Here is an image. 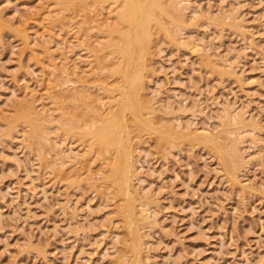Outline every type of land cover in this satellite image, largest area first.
<instances>
[{
	"label": "rangeland",
	"instance_id": "1",
	"mask_svg": "<svg viewBox=\"0 0 264 264\" xmlns=\"http://www.w3.org/2000/svg\"><path fill=\"white\" fill-rule=\"evenodd\" d=\"M155 2L125 196L132 30L110 2L0 0V264H264V0Z\"/></svg>",
	"mask_w": 264,
	"mask_h": 264
},
{
	"label": "bare ground",
	"instance_id": "2",
	"mask_svg": "<svg viewBox=\"0 0 264 264\" xmlns=\"http://www.w3.org/2000/svg\"><path fill=\"white\" fill-rule=\"evenodd\" d=\"M97 0H92V5H94L95 6V4L97 3L98 4V2H110L111 3V5H113V10L111 11L114 15H113V18L115 19V21H114V19H112L115 23H113V25L111 24L110 26H111V30H110V28H109V31L111 32L112 31V29H115V31H114V33L116 32L117 33V37L116 38H119L120 37V34H121V32H123L122 30H123V28L126 26H129V27H127L126 29H130V30H132V31H127V32H131V34L132 35H129V33H125L126 34V36H125V41L127 42H125L126 44H127V50H126V52L128 53V55L130 56V57H127L126 58V56H125V50L123 51V54H124V56H125V58H123V55L121 54V56L122 57H120L121 59L123 58V59H126V60H124V62L122 63L121 62V64H122V66H120V68H118V70H117V74H118V76H120V78L122 79V81H123V83L122 84H124V85H127L126 87H127V89L126 88H124V93L126 92H128L129 94H127V101L124 103V101H122L123 102V104H121L120 103V109L119 110H116L115 112L116 113H118V111H119V114H116V115H118V117L116 116V115H114V113L112 114V115H114V116H116L117 117V119H118V122L117 121H114L113 120V118H115V117H113V116H110L109 118H107V119H109V120H106V121H110V122H108L109 124H111V123H113V121L114 122H116L117 124H114V125H112V126H114V128H115V130H116V133H115V131H114V128L112 129L113 131H112V133H111V137H112V139H110L109 137H108V139H107V137H106V140H105V142L107 143V144H116V146L117 147H115V151L117 152V154H114V155H116V158H114L115 160H114V162H112V165H113V167H114V169H115V173H116V176H117V180H116V182H118V185L120 186V191H121V189H122V191L125 193V196L127 195V196H129V193L131 192H129V181H130V179L128 180V176H129V174L131 173L130 171V166H132L131 165V161H130V165H129V161H128V157H129V153H128V149H127V147H126V143L123 141V139H122V136H123V133H124V131H125V129H126V125H125V121L123 120L124 119V113L120 116V112H121V109H123L124 111L125 110H131L130 112L132 113V109H134V112H135V108H136V105H135V100H134V98H135V94H136V85H135V82H136V75H137V69H136V67L134 68V66H132L131 64L132 63H130L129 65H130V67L128 66V65H126V64H128L129 62H130V60H132L131 62H133L134 61V59H139L140 58V56L142 55V52H140L141 53V55L139 54V53H136V50H137V52H138V50L141 48V50L143 49L144 50V47L142 48V43L141 42H143L144 40H146V31H147V29H148V26L150 25V23H151V18L153 17V8H155V6H156V0H98L97 2H96ZM91 5V6H92ZM173 5V4H172ZM174 9V8H173ZM176 10V9H175ZM178 11V10H177ZM155 13H156V11H155ZM178 13V12H177ZM180 13V12H179ZM178 13V14H179ZM182 13V12H181ZM111 21V20H110ZM109 25V24H108ZM151 26V25H150ZM128 29V30H129ZM113 31H112V33H113ZM138 32V33H137ZM111 33V34H112ZM135 33H136V37L134 36L135 35ZM139 33H142V37H144L145 39L143 40V38H140L141 36H140V34ZM109 34V33H108ZM134 34V35H133ZM137 34H139V35H137ZM121 36H122V34H121ZM129 36H132V37H134V39L132 38V37H130L129 38ZM138 36V37H137ZM111 38V37H110ZM120 39V38H119ZM118 39V40H119ZM114 40H116V39H114ZM120 40H122V39H120ZM133 40H135L136 41V45L135 44H133V42L135 43V41H133ZM123 41H124V39H123ZM133 41V42H132ZM108 42V41H107ZM131 42H132V44H133V46L135 45V46H137V45H140L141 47H136L137 49H135V47H133V46H131ZM113 43V42H112ZM141 43V44H140ZM129 44V45H128ZM106 45V44H105ZM108 45V44H107ZM143 45L145 46V44L143 43ZM125 47H126V45H125ZM191 49V48H190ZM114 50V49H113ZM192 51H194V52H196L197 51V49L195 50L194 48H193V50ZM120 53V52H119ZM136 53V54H135ZM134 54H135V56H134ZM130 59L129 61L127 60V59ZM134 58V59H133ZM122 59V60H123ZM117 61V60H116ZM127 61V63H125ZM116 63V62H115ZM125 63V64H124ZM134 63V62H133ZM137 64V63H136ZM145 65V64H144ZM129 67V69H128V67ZM118 67V66H117ZM135 69V70H133V68ZM145 67V66H144ZM130 68H132L131 70H130ZM120 74V75H119ZM121 81V82H122ZM84 83H85V81H84ZM123 86L121 85V88H122ZM120 88V89H121ZM122 92V91H121ZM123 93V95L124 96H126L125 94ZM120 95V94H119ZM123 95H121V96H123ZM123 96V97H124ZM137 97V96H136ZM114 98V97H113ZM111 99V98H110ZM113 100H115V99H113ZM124 100H126V99H124ZM136 100H137V98H136ZM109 101V100H108ZM116 101V100H115ZM110 102V101H109ZM109 102H108V104H109ZM137 103V102H136ZM111 104V103H110ZM102 105V104H101ZM103 106V105H102ZM119 108V107H118ZM112 111V110H111ZM107 112V111H106ZM134 112L132 113L133 115H134ZM125 113H126V111H125ZM130 113V114H131ZM104 115V114H103ZM108 115H111V114H108ZM100 116V115H99ZM102 117V116H101ZM112 117V118H111ZM105 117H103V119H104ZM111 118V119H110ZM106 119V118H105ZM104 119V120H105ZM116 119V120H117ZM104 122V125H103V129H106L107 128V126L109 125L107 122ZM90 124H91V121L89 122ZM93 123H95V122H93ZM99 124H101V122L99 123ZM107 125V126H106ZM92 126V125H91ZM96 126V125H95ZM94 126V127H95ZM110 127H111V125H109ZM116 126V127H115ZM93 127V126H92ZM87 128V127H86ZM85 128V129H86ZM91 128V127H90ZM91 129H93V128H91ZM170 130V129H169ZM88 131V130H87ZM105 133V132H104ZM103 133V134H104ZM108 134H109V132H108ZM116 135V137L114 138L113 137V135ZM125 137V136H124ZM123 137V138H124ZM199 137V136H198ZM206 139H204V141H205ZM206 142H207V140H206ZM94 144V143H93ZM100 145V144H99ZM105 147V146H104ZM117 148V149H116ZM129 148V147H128ZM217 151V150H216ZM131 156V155H130ZM115 157V156H114ZM225 159V158H224ZM110 162V161H109ZM229 163V162H228ZM227 165V164H226ZM112 168V167H111ZM132 168V167H131ZM114 171V170H113ZM112 171V172H113ZM227 171V170H226ZM111 173V172H110ZM115 182V183H116ZM118 186V187H119ZM131 194H132V192H131ZM130 194V195H131ZM126 198V197H125ZM126 207V206H125ZM127 212H125L126 214H127V216H126V218H125V220H126V224H127V226L130 228L131 227V222H132V214H131V211H130V208L128 207L127 208V210H126ZM124 213V214H125ZM137 217H135V219H136ZM123 220H124V216H123ZM125 222V221H124ZM126 226V225H125ZM126 226V227H127ZM125 227V228H126ZM127 227V228H128ZM136 227H137V225H136ZM138 229V228H137ZM139 230V229H138ZM128 231V230H127ZM130 231V230H129ZM139 232V231H138ZM139 234V233H138ZM137 242V241H136ZM134 247V246H133ZM135 249V248H134ZM136 250V249H135Z\"/></svg>",
	"mask_w": 264,
	"mask_h": 264
}]
</instances>
